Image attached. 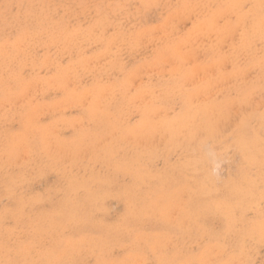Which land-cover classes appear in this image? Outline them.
Listing matches in <instances>:
<instances>
[{
    "label": "rangeland",
    "instance_id": "374dc122",
    "mask_svg": "<svg viewBox=\"0 0 264 264\" xmlns=\"http://www.w3.org/2000/svg\"><path fill=\"white\" fill-rule=\"evenodd\" d=\"M0 264H264V0H0Z\"/></svg>",
    "mask_w": 264,
    "mask_h": 264
},
{
    "label": "bare ground",
    "instance_id": "6f19581e",
    "mask_svg": "<svg viewBox=\"0 0 264 264\" xmlns=\"http://www.w3.org/2000/svg\"><path fill=\"white\" fill-rule=\"evenodd\" d=\"M148 92V91H147Z\"/></svg>",
    "mask_w": 264,
    "mask_h": 264
}]
</instances>
